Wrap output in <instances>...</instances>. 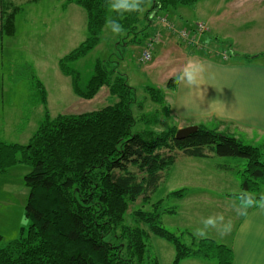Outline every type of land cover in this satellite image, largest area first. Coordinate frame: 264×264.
Here are the masks:
<instances>
[{
	"label": "trees",
	"instance_id": "obj_1",
	"mask_svg": "<svg viewBox=\"0 0 264 264\" xmlns=\"http://www.w3.org/2000/svg\"><path fill=\"white\" fill-rule=\"evenodd\" d=\"M197 1L144 0L143 12L124 14L111 11L108 0L68 1L84 9L88 36L59 61V68L71 78L72 90L79 98L90 100L102 87H107L114 102L82 114H60L54 118L47 114L23 146L0 141V171L16 164L30 167L23 177L29 190L24 208L29 225L26 230L21 228L17 239L6 244H1L0 236V264H147L150 235L173 245L172 264L201 254L207 258L213 256L218 264L232 263L229 249L208 239L186 245L159 225V203L153 205L155 211L150 213L135 210L130 222L125 214L131 203L148 199L161 173L174 164L179 153L193 157L212 153L221 158L244 159L248 176L242 181V192L235 196L251 193L259 200L264 196V152L216 129L198 126L195 133L178 140L175 126L164 130L143 126L144 122L139 123L142 118L135 114L136 108L143 109L141 101L125 77L116 71L118 63L113 58L97 61L84 87L80 85L79 74L67 66L99 43L107 19L119 22L124 29L123 34L113 33L115 47H122L126 40L134 42L140 35L135 42L139 41L143 49L158 29L145 34L141 15L147 23L155 19L163 30L156 20L158 11L167 16L170 11L193 6ZM0 3L1 36L13 32L18 6L9 5L6 0ZM153 51L148 62H141L140 55L138 61L143 65L151 63ZM112 63L116 65L110 66ZM174 81L173 78L167 81L168 90ZM36 89L45 103L43 86L38 83ZM159 90L151 86L144 88L154 106L164 99V93ZM166 112L165 116H169ZM171 194L180 197L182 192Z\"/></svg>",
	"mask_w": 264,
	"mask_h": 264
},
{
	"label": "rangeland",
	"instance_id": "obj_2",
	"mask_svg": "<svg viewBox=\"0 0 264 264\" xmlns=\"http://www.w3.org/2000/svg\"><path fill=\"white\" fill-rule=\"evenodd\" d=\"M68 1L6 0L9 5L12 3L17 5L18 11L14 15L13 32L0 37V46L4 48L6 60L0 65L2 142L25 145L44 122L47 114L50 118L60 114H82L100 110L114 102L107 87H102L90 100L79 98L72 90L71 78L63 75L59 68V61L75 50L88 36L84 9ZM213 1L198 0L195 5L177 8L170 11L167 16L158 11L156 17H166L175 27L178 25L176 28L191 32V36L196 39L198 37V41L203 43L206 32L194 33L198 32L200 24L196 22L202 20L207 13L208 4ZM142 19L141 15L140 24L145 28V34L150 35L154 26L159 30L160 26L158 24L156 26L155 19L153 23H147ZM171 36L182 42L176 34ZM257 36L245 37L236 34V37L227 39L226 43L223 42L225 47L219 45L220 52L228 49L226 48L228 45L240 55H244L241 49L250 50L256 47V41H259ZM140 37L137 35L134 42L126 40V44L122 47L116 45L118 47L116 48L115 36L105 27L101 31L99 43L85 56L69 62L67 66L79 74L80 85L84 87L93 73L96 62L113 58L118 63L116 71L125 77L128 85L134 89L135 97L141 101L143 109H135L136 116L142 118L139 119L140 124L144 122L143 126H152L154 130H164L172 126L178 130L185 128L182 127L185 124L186 126L197 124L199 120L181 121L176 118L173 97L166 96L158 106H154L148 93L144 91L145 87L151 86L160 89L165 95L168 89L166 85L163 87L164 84H159V81L161 78L164 79L162 74L168 62L163 61L162 64L160 62L157 71L151 68L152 62L141 64L138 59L142 46L139 41L135 42ZM113 47L117 50H113ZM213 48L214 45L209 46V49ZM219 48L217 47V51ZM211 52L214 54L213 50ZM192 53L197 56L208 54L205 50ZM114 65L116 64H110ZM38 83L45 90V103L38 96L36 89ZM165 101L172 106L169 116H165L167 113ZM214 122L213 119H209L201 124L212 129ZM245 163L242 158H221L213 154L207 157H193L179 153L174 164L161 173V179L157 187L149 193L148 199H138L129 205L125 219L130 222L132 213L137 209L149 213L155 211L153 205L159 203L157 208L159 225L177 236L182 243L190 245L192 241L197 243L201 239L194 233L203 227L206 218L223 214L224 223L231 222L230 231L224 235H220L214 228L207 231L208 235L229 240V234L238 216L233 208V203L239 202V196L235 195L242 192V181L248 176L244 171ZM29 170L30 167L25 164H16L0 171L1 244L17 239L21 228L26 230L29 225L24 215L29 190L23 180ZM177 191L182 192L180 197L171 194ZM164 210L173 212L168 213ZM146 248L147 264H172L175 256L172 244L150 235ZM201 255L200 258L189 257L181 264H218L213 256L207 258Z\"/></svg>",
	"mask_w": 264,
	"mask_h": 264
},
{
	"label": "crops",
	"instance_id": "obj_3",
	"mask_svg": "<svg viewBox=\"0 0 264 264\" xmlns=\"http://www.w3.org/2000/svg\"><path fill=\"white\" fill-rule=\"evenodd\" d=\"M207 9L202 20L196 22L204 23L208 29L201 48L164 35L162 44L153 52L150 66L157 71L160 62H168L162 74L164 79L161 78L159 84H164V87L170 78L175 80L172 90L165 91L164 98L173 97L176 118L181 121L199 120L195 126L206 129L209 128L201 123L213 119L211 130L216 129L264 152V0H214ZM236 34L245 37L258 35L259 41L250 50L241 49L244 55L228 45V49L220 52L219 45L236 37ZM213 45L214 48L209 49ZM198 50H205L208 54L197 56L192 53ZM189 61L203 64L206 68L199 91H190L176 81ZM3 62H6L4 48L0 46V65ZM165 102L170 114L172 106ZM211 154L206 153V157ZM232 228L229 240L208 235L198 241L208 239L229 249L231 264H264V211L257 207L249 208L246 216H237ZM190 257L200 258V255Z\"/></svg>",
	"mask_w": 264,
	"mask_h": 264
},
{
	"label": "clouds",
	"instance_id": "obj_4",
	"mask_svg": "<svg viewBox=\"0 0 264 264\" xmlns=\"http://www.w3.org/2000/svg\"><path fill=\"white\" fill-rule=\"evenodd\" d=\"M144 0H108V7L111 11L118 14L143 12ZM105 27L110 29L112 33L120 35L123 34L124 29L122 25L112 19H107ZM206 68L203 64L189 61L183 68V70L176 77L178 84L183 85L190 91H199L200 86L203 85L201 81L204 78ZM257 207L261 211H264V196H261L257 200L251 193H243L239 197V202L233 203V208L237 211L238 215L246 216L248 209ZM216 229L220 235L226 234L231 229V222L224 223L223 214L217 216H210L203 221V227L198 228L195 231V235L199 238H207L208 229Z\"/></svg>",
	"mask_w": 264,
	"mask_h": 264
},
{
	"label": "built area",
	"instance_id": "obj_5",
	"mask_svg": "<svg viewBox=\"0 0 264 264\" xmlns=\"http://www.w3.org/2000/svg\"><path fill=\"white\" fill-rule=\"evenodd\" d=\"M157 23L163 26V30H157L145 43L142 52L140 54V61L146 63L151 58V53L154 49V46L157 44H162L164 35H173L176 36L183 42H188L189 44L195 45L198 48H201L200 42L194 36H191V32H188L185 29H177L172 23L168 22L166 17H158L156 18ZM197 26V25H196ZM208 29L206 25H202L201 23L198 25V32H194L196 34L207 32ZM197 48V49H198Z\"/></svg>",
	"mask_w": 264,
	"mask_h": 264
},
{
	"label": "water",
	"instance_id": "obj_6",
	"mask_svg": "<svg viewBox=\"0 0 264 264\" xmlns=\"http://www.w3.org/2000/svg\"><path fill=\"white\" fill-rule=\"evenodd\" d=\"M197 130H198V126H195V125L178 129L175 133V139H178V140L183 139L189 136L190 134L195 133Z\"/></svg>",
	"mask_w": 264,
	"mask_h": 264
}]
</instances>
